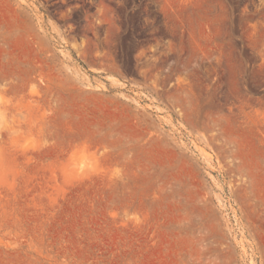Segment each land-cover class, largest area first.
Segmentation results:
<instances>
[{
    "label": "rangeland",
    "instance_id": "obj_1",
    "mask_svg": "<svg viewBox=\"0 0 264 264\" xmlns=\"http://www.w3.org/2000/svg\"><path fill=\"white\" fill-rule=\"evenodd\" d=\"M0 264H264V0H0Z\"/></svg>",
    "mask_w": 264,
    "mask_h": 264
}]
</instances>
